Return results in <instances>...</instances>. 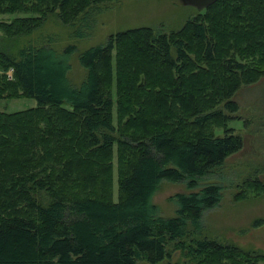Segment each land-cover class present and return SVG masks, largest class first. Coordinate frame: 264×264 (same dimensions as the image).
Segmentation results:
<instances>
[{
	"label": "trees",
	"instance_id": "16d2710c",
	"mask_svg": "<svg viewBox=\"0 0 264 264\" xmlns=\"http://www.w3.org/2000/svg\"><path fill=\"white\" fill-rule=\"evenodd\" d=\"M106 1L0 0L12 16L0 21V98L36 101L0 110V264H157L170 244L192 264H264L261 251L199 235L220 197L205 181L242 148L236 117L219 105L235 111L230 96L264 76V0H216L166 33L110 34L79 53L78 85L68 49L29 45L16 56L5 46L48 14L81 22ZM162 180L204 183L175 194V215L163 217L151 201Z\"/></svg>",
	"mask_w": 264,
	"mask_h": 264
},
{
	"label": "rangeland",
	"instance_id": "374dc122",
	"mask_svg": "<svg viewBox=\"0 0 264 264\" xmlns=\"http://www.w3.org/2000/svg\"><path fill=\"white\" fill-rule=\"evenodd\" d=\"M199 11L201 9L184 5L179 0H109L93 8L81 22L63 24L57 14H48L36 30L6 39L5 46L16 56L20 49L29 45H47L56 54L68 49L67 75L72 84L78 85L85 75L78 59L82 50L102 44L110 34L125 29L150 27L157 32L175 31ZM11 18L0 15V21ZM1 35L0 30V39ZM5 73L11 78V69ZM230 99L237 104L235 111L222 105L219 108L236 117L229 125L240 134L242 148L227 156L219 172L205 181L218 184L220 197L217 204L203 210L199 235L264 253V76L253 83L241 84ZM35 105V99L23 95L0 98L1 111L13 112ZM251 179H258L263 185L258 194H254L256 188L246 185ZM203 183L200 181L198 186L188 188L185 182L162 180L151 201L161 216H173L178 206L173 198L175 194L199 191ZM241 190L248 193L247 197L237 195ZM113 197L117 199L115 157ZM257 219L262 223L254 227L252 223ZM169 249L170 255L157 264H192L172 244Z\"/></svg>",
	"mask_w": 264,
	"mask_h": 264
},
{
	"label": "water",
	"instance_id": "95a60500",
	"mask_svg": "<svg viewBox=\"0 0 264 264\" xmlns=\"http://www.w3.org/2000/svg\"><path fill=\"white\" fill-rule=\"evenodd\" d=\"M184 5H190L194 6L198 9H203L207 6H209L211 3H213L216 0H179Z\"/></svg>",
	"mask_w": 264,
	"mask_h": 264
}]
</instances>
